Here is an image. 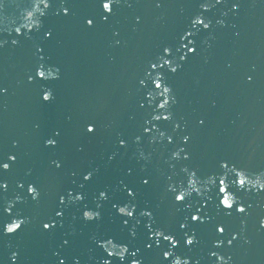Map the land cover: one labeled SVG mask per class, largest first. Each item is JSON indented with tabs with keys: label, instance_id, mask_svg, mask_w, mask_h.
<instances>
[{
	"label": "water",
	"instance_id": "obj_1",
	"mask_svg": "<svg viewBox=\"0 0 264 264\" xmlns=\"http://www.w3.org/2000/svg\"><path fill=\"white\" fill-rule=\"evenodd\" d=\"M102 4L0 0V264H169V242L150 239L157 228L179 241L176 253L199 264H217L213 251L231 256L229 264H264V191L233 186L246 213L234 207L227 214L218 186L182 202L170 189L186 186L191 170L202 179L226 172L221 161L264 171V0H113L111 13ZM198 14L211 21L207 29L193 28ZM161 56L180 67L173 72ZM41 65L51 67L42 71L47 76L58 68V78H39ZM157 73L175 97L171 119H153L164 99ZM49 88L53 99L45 101ZM124 204L135 206L132 217L118 213ZM194 213L203 222L192 221ZM17 215L28 222L5 234ZM193 232L198 243L186 246L185 233ZM216 240L223 246L215 248ZM118 244L136 257L121 261Z\"/></svg>",
	"mask_w": 264,
	"mask_h": 264
},
{
	"label": "clouds",
	"instance_id": "obj_2",
	"mask_svg": "<svg viewBox=\"0 0 264 264\" xmlns=\"http://www.w3.org/2000/svg\"><path fill=\"white\" fill-rule=\"evenodd\" d=\"M118 2V0H117ZM112 3L113 0H103V4L102 7L104 9L105 12L107 13H111L112 11ZM49 7V4L47 5V8ZM62 10L65 14H67L68 9L64 8L63 6ZM211 7V5L209 4H202L201 8L207 10ZM238 7L236 5L233 6ZM87 23L89 25L92 24L91 19H89L87 21ZM211 21H206L205 18L203 17L202 14H198L195 17H193L192 20V25L193 28H197L198 26H203V28L207 29L210 26ZM218 23L223 24L224 22L218 21ZM193 33L190 31L188 32L186 35H192ZM183 39V37H182ZM13 44L17 43V41L14 39L12 41ZM190 43H192V41H190ZM170 49L169 48H165L164 52L165 54H170ZM195 48H188V52H194ZM181 60L185 59V56H181L180 57ZM160 61L161 64L163 65H171V70L174 72L177 70V68L180 67L179 64H173V62L169 59H167L165 56H161L160 57ZM153 69H155L157 67V65L155 63L152 64L151 66ZM48 69H51V67H49ZM45 69L43 65L39 66L37 69V76L39 78H58L59 75V69L57 68L54 72L55 75L54 76H47L42 74V71L44 70H48ZM52 70V69H51ZM31 79V77H30ZM141 83L143 84L144 81L142 80ZM154 86H155V90H159V94L161 96L164 97L163 100L160 101L159 105H158V109H160L161 111H159L158 113L153 115V119L155 120H159L161 118L163 119H171V112L168 111V108L170 107V102H175V97L171 94L172 90L171 87L169 85H167L161 74L157 73L154 80H153ZM149 96L153 95V92L150 91L148 93ZM42 98L45 101L51 100L53 99V94H52V90L46 89L43 91V95ZM163 104V107H162ZM155 127V126H154ZM87 130L89 132L94 131V125L89 124L87 127ZM151 131V129H145V132H149ZM160 136L163 137L164 133L160 132ZM137 140H139V137L136 138ZM185 140L188 139L187 136L184 137ZM171 140V137H169V141ZM15 143V142H14ZM47 144H54L55 141L52 139H49L48 141H46ZM125 143V141L121 140L120 144L123 145ZM183 149H179L176 152L172 153V157L173 158H179V154L180 151H182ZM144 153L141 152V156H143ZM11 160H15L14 156H10L9 157ZM185 158H187V154H185ZM57 163V166H59L58 162H54ZM221 167L222 169H227L226 172H221V173H214L209 175L206 178H201L199 176L196 175L195 170H191L188 174V180H187V184L186 186H181L179 187L178 190H176L174 187L170 186V189L173 190L175 192V200L177 202H182L184 201L186 198L190 197L193 193H196L198 195H202V194H206L207 191H211L213 188L218 186V194H219V204L218 207H222L223 209L226 210L227 214H231V210L235 207V210L238 213H246V207L245 205L241 202V198L238 197L236 195L235 191H232V187L235 186V188L237 190H242V191H250V192H261L264 191V179H261V177H264V171L258 172V173H249L246 169L243 168H236L234 165L229 167L226 161H221ZM3 168L4 169H8L9 168V164L8 163H4L3 164ZM91 176V173H88L85 175V179H89ZM217 181H218V185H217ZM145 182H147L145 180ZM6 187V184H5ZM28 193L32 196L33 199L38 198L39 196V190L32 184H30L28 186L27 189ZM101 194H105L104 192H101ZM131 194V192H130ZM82 195H81V199H82ZM22 199V197L17 194L14 199L7 201L6 204V211L11 213V209L12 207H14L15 203L20 201ZM63 197H61V201L63 202ZM118 213L127 217H132L134 215V211H135V206L134 205H130V204H124L122 206H118ZM142 215H148L151 216V212L150 210H142ZM57 215H60V213L58 212ZM84 218L85 219H90L89 215L87 214V211L85 210L84 213ZM192 221H197L200 220L201 222H203L204 218L201 217L198 213H194L191 217ZM28 222V218L27 217H22V216H13L12 219L8 222L5 223L4 225V232L5 234L11 235L14 234L15 232H17L22 225L26 224ZM260 225L261 227H264V218H261L260 220ZM150 226V225H149ZM43 227L45 229H48L51 227V225L49 223H45L43 225ZM181 227L184 228L186 227L185 224H181ZM225 231L223 225H217V232L219 234H223ZM134 234V233H133ZM185 245L186 246H192L194 243H198L197 237L195 236V233L193 232L192 234H188L185 233ZM161 238L164 241L169 242V249L164 251L163 256L165 259L169 260V264H199V261H193L191 257L188 256H181L180 254L176 253L174 250L176 247L179 246V241L175 238V236L171 233H165V231L163 229H152L151 230V235H150V239H154L156 244L159 245V243L161 242ZM237 238V234L233 233L232 235V239H229L227 241L228 245L232 244V240ZM109 240H112L111 238ZM224 241L223 240H216L213 242V245L215 248H219L221 246H223ZM118 246L120 247L121 251L119 253H117L116 255L119 256V259L121 261H124L127 255H131L132 257H136L137 252L136 251H130L128 246L126 244H118ZM151 246V245H149ZM108 253V257H113L114 254L113 252L109 251ZM210 255L216 257L217 260V264H229V262L231 261V256L225 257L223 254L217 252V251H213L210 253ZM17 257V253L13 252L11 254V258L13 261L16 260ZM61 264H63V261H61ZM102 264H110V260L108 258H104L102 260ZM130 264H142V258L141 259H137V258H133L130 260Z\"/></svg>",
	"mask_w": 264,
	"mask_h": 264
}]
</instances>
